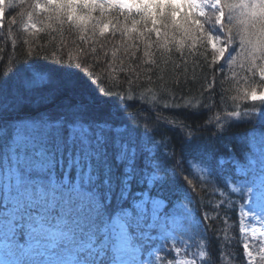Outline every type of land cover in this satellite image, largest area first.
<instances>
[{"label": "trees", "instance_id": "obj_1", "mask_svg": "<svg viewBox=\"0 0 264 264\" xmlns=\"http://www.w3.org/2000/svg\"><path fill=\"white\" fill-rule=\"evenodd\" d=\"M0 8V240L27 247L31 221L16 214L51 210L57 191L18 198L13 189L43 176L87 187L101 219L147 205L129 235L141 264H250L239 208L264 175V97H251L264 90V0H220L201 15L137 0ZM27 120L48 129L31 161L14 139ZM37 159L43 170H30ZM182 201L199 223L172 241L156 222ZM88 236L78 258L114 264Z\"/></svg>", "mask_w": 264, "mask_h": 264}, {"label": "rangeland", "instance_id": "obj_2", "mask_svg": "<svg viewBox=\"0 0 264 264\" xmlns=\"http://www.w3.org/2000/svg\"><path fill=\"white\" fill-rule=\"evenodd\" d=\"M139 3L146 4L151 12L154 11L156 3H168L173 12L179 14L182 11L201 15L206 6L219 7L220 0H137ZM1 16V8H0ZM212 47L216 51V57L223 56L225 44L222 36H214ZM253 98L264 97V90L256 91L251 94ZM29 127L38 124L30 120L20 123ZM78 128L73 127V130ZM18 131L14 133V139L17 140ZM46 162H44L45 164ZM39 178L43 184H36L34 179ZM56 189L60 191L62 186L53 187L49 179L43 176L27 179L21 178L18 185L14 187L17 197H45L48 193ZM56 192V193H57ZM18 217L29 218L31 236L29 244L22 248L20 243L16 245L8 244L0 240V264H90L78 258V251L84 249L83 241L91 234L95 239H99L100 229L93 228L90 224L78 222L74 215H65L60 209L59 204L55 210H48L42 213L35 211L29 213L25 211L18 212ZM240 230L242 233L245 255L250 264H255L258 255L264 258V175L258 178L255 185L249 188L245 202L239 208ZM54 221L58 225H65L66 231L60 228L51 229L49 221ZM114 220V219H113ZM199 223L194 210L187 201L176 203V205L164 213L156 222L158 233L167 239L175 240L177 234L186 232L190 223ZM98 242L106 245L103 240ZM108 246V245H106ZM114 254L115 264H141L139 252L136 246L131 242L130 236L124 238L123 248H114L108 246Z\"/></svg>", "mask_w": 264, "mask_h": 264}, {"label": "snow or ice", "instance_id": "obj_3", "mask_svg": "<svg viewBox=\"0 0 264 264\" xmlns=\"http://www.w3.org/2000/svg\"><path fill=\"white\" fill-rule=\"evenodd\" d=\"M47 134L48 129L39 125L20 131L17 135V140L18 146L22 150V159L26 158L31 161L32 156L27 153H31L33 149H35L34 154L36 157H42L44 150L40 145L46 139ZM32 168L42 171L43 165L37 159L31 163L30 170ZM34 182L41 185L42 190L43 184L41 180L36 178ZM53 195L55 196V202L50 206L51 210H55L58 203L65 215H74L78 222L90 224L93 228H101L98 238L103 240L106 245L114 248L124 247V238L132 233L135 225L142 222V217L146 216L148 211L147 205L141 208L139 205L129 204L123 215L114 220L111 217L105 220L101 219L98 211L94 210L91 201L92 192L87 187H82L80 184H77L75 189L64 187Z\"/></svg>", "mask_w": 264, "mask_h": 264}]
</instances>
